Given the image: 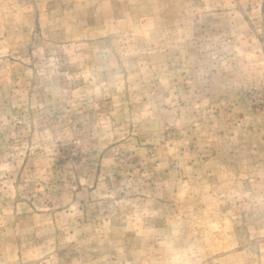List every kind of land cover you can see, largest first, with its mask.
I'll return each instance as SVG.
<instances>
[{"label": "rangeland", "instance_id": "1", "mask_svg": "<svg viewBox=\"0 0 264 264\" xmlns=\"http://www.w3.org/2000/svg\"><path fill=\"white\" fill-rule=\"evenodd\" d=\"M0 264H264V0H0Z\"/></svg>", "mask_w": 264, "mask_h": 264}]
</instances>
